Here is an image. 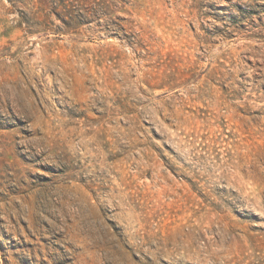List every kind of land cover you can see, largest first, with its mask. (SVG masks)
Segmentation results:
<instances>
[{
    "label": "rangeland",
    "instance_id": "374dc122",
    "mask_svg": "<svg viewBox=\"0 0 264 264\" xmlns=\"http://www.w3.org/2000/svg\"><path fill=\"white\" fill-rule=\"evenodd\" d=\"M0 264H264V0H0Z\"/></svg>",
    "mask_w": 264,
    "mask_h": 264
},
{
    "label": "trees",
    "instance_id": "16d2710c",
    "mask_svg": "<svg viewBox=\"0 0 264 264\" xmlns=\"http://www.w3.org/2000/svg\"><path fill=\"white\" fill-rule=\"evenodd\" d=\"M63 18V17H62ZM65 21V20H64ZM65 23H66V21H65ZM68 24V23H67ZM68 26H70V24L68 25Z\"/></svg>",
    "mask_w": 264,
    "mask_h": 264
}]
</instances>
